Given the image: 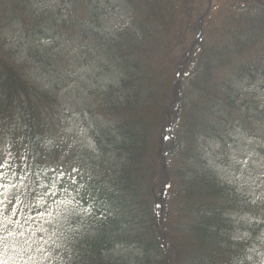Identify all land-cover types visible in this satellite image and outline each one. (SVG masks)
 Returning a JSON list of instances; mask_svg holds the SVG:
<instances>
[{"label": "trees", "instance_id": "trees-1", "mask_svg": "<svg viewBox=\"0 0 264 264\" xmlns=\"http://www.w3.org/2000/svg\"><path fill=\"white\" fill-rule=\"evenodd\" d=\"M68 1L76 7L86 3ZM126 1L133 27L109 35L87 24L82 35L96 32L99 43L79 47L75 59L84 71L79 64L70 70L86 73L102 62L103 69L120 71L117 84L90 88L92 100L85 99L89 87L76 91L85 99L83 109L98 113L96 120L115 119L92 130L98 150L85 160L86 182L74 183L46 163V125L58 96L50 90L54 86L37 82L27 58L13 55L0 36V138H7L12 152L10 180L22 188L14 200L0 193V263L259 264L258 251L251 249L264 217L254 213L260 221L235 225L233 216L242 208L250 211L252 203L200 161L199 143L264 122V101L242 88L245 79L264 76V4L233 3L216 25L207 15L199 23L202 37L183 66L187 72L181 68L175 78L176 33L180 27L183 35L191 26L192 0ZM40 9L37 0H0V19L7 11L5 19L30 38L29 58L49 65L57 76L67 73L59 62L61 47L45 55L37 47L41 34L52 35L53 29ZM76 17L71 15L73 27L84 25ZM77 31L64 40L72 41ZM92 54L93 61L85 58ZM164 58L168 64H162ZM67 86L73 92L74 86ZM155 158L171 166L167 177H156ZM42 192L61 215L47 236L32 214ZM236 228L248 235L235 236ZM125 248L136 255L126 256Z\"/></svg>", "mask_w": 264, "mask_h": 264}, {"label": "rangeland", "instance_id": "rangeland-1", "mask_svg": "<svg viewBox=\"0 0 264 264\" xmlns=\"http://www.w3.org/2000/svg\"><path fill=\"white\" fill-rule=\"evenodd\" d=\"M95 1L97 2L95 3ZM254 1L257 2V0H211L209 3V0H192L191 6L194 10L193 17L189 20L191 21V26L187 28V32L185 33L190 34L193 38H197L202 31L199 24L202 17L204 19L205 16L208 15V23L216 25L221 22L229 8L234 7L233 3L239 5V7H243L247 2L250 3ZM39 3L41 11L48 15L51 21L55 19V21L58 22V24L56 23L58 26L55 28V31L70 33L72 29L80 28L82 26L77 23L76 25L78 26L73 28L72 22L75 21H70L61 25L64 21L63 19H66L65 16L67 15L81 17V14L85 13V18L82 19L81 23H89L93 28L100 24L106 32H115L129 24L130 20L129 7L123 0L87 1L82 10L81 6L76 8L72 3L64 0H39ZM258 3L264 4V0H259ZM206 10L211 11L208 14L205 12ZM6 13L7 11L5 14ZM4 15L0 19V36L4 39L6 47L13 55L20 57L18 59L24 60L26 57L30 69L39 72L37 69L40 67V63L35 62L28 56L30 48L34 47L32 44H29L32 41H30L29 37L23 35V31L20 30L15 23L6 20ZM77 17L75 18L76 20ZM179 30H181L180 27L177 31L179 37L176 38L175 46L173 47L175 51H182L183 43L185 42V39ZM93 38L95 37L93 36ZM58 41L59 40L56 38L55 40L52 39L46 42V39L44 40L41 38L40 41H38L41 45L37 47L42 48L43 55L46 54V44L55 48L62 47L63 51L61 53L64 55L60 57L59 62L60 64H63L62 67L65 69L68 68V66L78 64V61L71 57V53L67 51V48L70 46H64V43H59L57 45ZM84 43L86 45L89 43V40H86ZM95 56V54L85 55V58L93 61ZM182 60L183 58L180 59L175 56V63H173V66H176V64ZM168 63L169 61H167V58L162 59L163 65ZM94 64V70L89 68L84 76L79 75L75 77L81 85L76 86L80 91L81 87L83 89L89 87L86 91L85 99H93L95 95V92L90 94V88L94 90L101 84L104 85L105 82H114L116 78L115 72L110 69H104L103 71L102 62H94ZM184 64H186V62L182 64V71L186 73L187 67L184 68ZM178 72L179 70L175 73V78L177 77ZM47 78H53V76L45 75L42 77V80H46ZM61 78L64 79V76H61ZM77 81L73 80L72 84L75 85ZM242 88L249 94H253L259 101H264V76L259 77V79L255 81L245 79ZM173 92H175L174 87ZM79 95L80 93L73 92L63 98L61 105H58L57 113L46 125L47 134L44 137L45 160L47 162H54L55 165H66V167L71 170L78 169L79 165L87 170V163H85V160L87 158L91 159V156L94 157V154H96L98 150L93 142L90 131H92L96 125L98 129L108 125V123H104V117H100L98 120L94 121L89 113H85L83 109V107H86L84 105L85 99L82 100L81 97L78 98ZM260 109H264L262 104H260ZM177 113L178 112H176V114L173 113L172 115L173 121L171 127H174V124L177 121V119L174 120ZM254 125V123H246V126L249 129L241 130L234 135L230 134L232 137L225 138V140L221 142L201 139L199 149L201 153V161L204 162V165L212 167L217 172L218 177H220L222 181L232 185V187H235L238 193L247 194L252 197V199H254L252 204L253 210L261 214L263 210L259 209L258 206H255L254 203L255 199L264 198V122L259 120L257 122V127ZM253 127L255 128L252 129ZM162 137L164 138L165 145L170 146V140L167 139V136L162 135ZM76 158H79L80 160L76 161ZM166 158L167 155H165L163 159ZM155 161L156 164H154V167L157 169L156 177H167L166 172L168 174L171 173V166L161 159L155 158ZM11 162L12 157L10 150L5 141L1 139L0 188L3 190L8 186L5 177H8L9 173L5 169L9 168ZM72 172L73 171H71V173ZM98 180H100V178ZM72 181L74 182V180ZM15 193L16 192L13 193L11 191L7 192V196L12 198ZM39 207L40 209L37 211V215H39L40 219L46 218L50 212L54 211L46 207L43 203H40ZM244 218L245 217H238L236 219L239 220ZM237 234L240 233L237 232ZM262 234L264 235V232ZM124 252L127 254L126 256L131 258L137 253L133 249L126 248ZM260 264H264V260H261Z\"/></svg>", "mask_w": 264, "mask_h": 264}]
</instances>
